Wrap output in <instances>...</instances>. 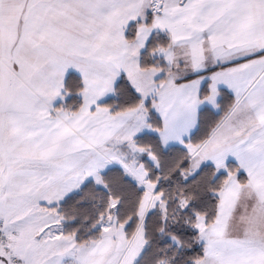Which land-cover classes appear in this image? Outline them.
<instances>
[{
  "label": "snow or ice",
  "instance_id": "snow-or-ice-1",
  "mask_svg": "<svg viewBox=\"0 0 264 264\" xmlns=\"http://www.w3.org/2000/svg\"><path fill=\"white\" fill-rule=\"evenodd\" d=\"M0 264H264V0H0Z\"/></svg>",
  "mask_w": 264,
  "mask_h": 264
}]
</instances>
